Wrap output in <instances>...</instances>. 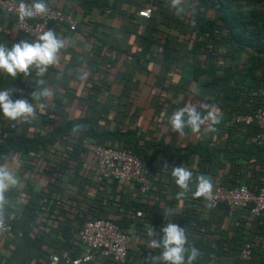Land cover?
<instances>
[{
  "label": "crops",
  "instance_id": "0c3cea01",
  "mask_svg": "<svg viewBox=\"0 0 264 264\" xmlns=\"http://www.w3.org/2000/svg\"><path fill=\"white\" fill-rule=\"evenodd\" d=\"M28 1L70 13L76 29L55 28L52 40H32L17 30L12 16L0 13V137L25 140L85 114L93 116L100 129L116 125L134 129L152 146L147 153L153 161L150 188L140 195L132 185L118 182L113 192L136 202L142 216L136 218L117 204L115 213L110 207L103 210L108 218L126 222V264H181L186 256L192 257V264L232 263L238 253L214 252L219 251L220 236L231 245L240 217L234 210L218 213L207 203L192 201L196 188L210 191L215 179L199 172L196 154L181 153L177 161L162 150L170 146L183 152L205 142L211 149L222 143L228 127L223 118L228 105L220 97L222 81L206 87L208 77L194 80L189 69L214 68L219 74L220 68L248 64L247 54L225 48L220 38H213L218 42L212 46L216 54H206L198 46L206 39L199 34L196 7L184 1L164 7L146 0H106L105 11L93 9L87 15L71 0ZM145 7H152L148 21L137 16ZM200 14L208 20L214 11L200 8ZM236 134L239 131L231 137ZM62 149L54 144L21 160L12 149L0 153V213L7 214L14 226L10 234L0 235V264H49L51 256L60 255L54 250L62 233L77 243V219L90 210L93 185L97 183L103 196L112 192V181L101 179L98 184L100 180L82 166L81 173L90 172L85 175L88 183L77 189L70 179L71 161L66 167L59 164L64 160ZM252 168L239 167L240 184L255 187L257 174ZM241 218L246 221L245 240L258 246L262 255L251 264H264V232L252 234L253 218L249 214ZM194 234L198 238H192ZM43 235L50 240L48 245L39 244ZM205 246L212 251L209 262L203 259ZM104 260L96 257L89 264H105Z\"/></svg>",
  "mask_w": 264,
  "mask_h": 264
},
{
  "label": "trees",
  "instance_id": "16d2710c",
  "mask_svg": "<svg viewBox=\"0 0 264 264\" xmlns=\"http://www.w3.org/2000/svg\"><path fill=\"white\" fill-rule=\"evenodd\" d=\"M16 1L32 2L28 0ZM71 1L83 11V15H87L93 9L103 12L108 8L106 0ZM167 4L169 3L160 0H155L152 3V5L164 7H167ZM200 8H212L214 11L213 18L204 20L203 16L200 14ZM195 12L196 22L199 26V34L206 39V42H201L198 46L203 47L204 50L207 51L206 54L210 56L216 54V49L212 46L218 42L214 43L213 38H220V42L225 48H228L229 50L231 48L237 53H246L248 56V64H244L240 68H220L219 74H216V69L214 68L198 67L189 69L190 72H192L190 74L191 78L194 80L200 75L208 77L209 80L204 83L206 87L213 88L215 83L219 80L222 81L220 97L224 102H227L228 105L223 117L225 119L224 121L228 123V127L224 132L225 139L221 144L215 146L216 148L213 147L210 149L205 142L204 144L198 143V145L186 148L183 152L173 150L170 146L166 147L162 152L173 155L177 161L180 160L179 157L181 153L196 154L199 157L200 162L199 172L207 175L209 174L214 179L217 178L220 185L228 188L242 185L239 183V167L242 165L252 166L254 174H257L254 184L255 187L244 186L252 192H255L259 187L264 186V142L256 138V135L259 132H264V129L259 130L254 125H232L230 124V118L234 114H250L263 103V99L259 96L258 91L260 88H264V0H198ZM140 19L148 21L150 20V17L147 19ZM20 33L27 37L22 32ZM53 37L54 30L48 39H43L41 41L47 42L52 40ZM224 55L225 53L222 54V56ZM258 71H261L260 75H255ZM236 102L241 103L239 106H236ZM92 103L94 104L95 102ZM97 103L98 102H96V104ZM89 109L93 111L96 110V107H90L89 105ZM100 113L101 111H99V114ZM104 115L105 114L102 115L103 119ZM221 124L223 125V123ZM238 131L240 135L236 134V136L232 138L231 133H236ZM252 137L255 138L254 141L251 139ZM83 138L92 140L102 146L129 150L134 156L143 162L145 174L149 179L148 174L153 161L148 160L147 153L148 151H151L148 149L152 146L147 142H143V138L140 135H136L135 130L129 127L120 128L116 125V127L111 129L97 128V122L94 117L86 114L82 118L72 122L53 124L50 129L45 130L42 134H34L25 140L13 138L2 139L0 137V153H5L12 149L18 153L21 160L24 159L26 155L37 154L41 148L45 149L46 147L50 148L54 146V144H61L63 148L61 155L64 156V160L60 161L59 164L64 167L71 161L73 165L70 167V169H72L70 179L75 183L77 189L81 190L83 189V186L88 183L85 175L91 172H80L81 164L87 159L84 151L80 147V140ZM155 148L156 147H153L152 150L156 151ZM90 174L100 180L98 184H101L102 180H104L92 172ZM112 182L114 183L111 187L112 192H110V195L105 196L97 190V183L93 185L95 188L94 199L90 205L89 212L85 215H80L81 218L77 219L78 225L75 229L76 234L85 221L96 219L111 221L119 230L123 231V226L126 223L125 221L110 219L103 212L104 208L110 207V212L112 211V213H115L116 210H113V204H117L122 210H125L136 217L135 213L139 211L137 209H140V207L136 202L127 199V196L124 197V193L118 192V194H114L113 189L118 182ZM130 188L133 192L137 191L136 185H132ZM196 189L198 190L201 188L198 187ZM191 197L193 198L192 201H195L197 204L203 202L206 203L204 200L198 198L195 195V192L191 193ZM30 206L32 211L35 210L33 204ZM210 207L214 212L218 213L226 214L229 211L224 204ZM234 211L240 218L236 220V224L233 228V241L230 245L228 244V242H230L229 240H221V237L223 236H220L218 244L219 251L216 250L214 252L216 255H223V253L229 251L234 252V254H239L244 245L249 244L247 243V240H245L243 234V231H245L244 223L246 221L241 218L248 214V208H238L234 209ZM0 214L5 217L6 221L11 226L10 234L14 226L12 222L9 221L7 214ZM130 221L131 220H129V222ZM131 222H133V220ZM250 224L252 225V234L261 235L264 232V221L260 218H253ZM196 235L198 234H194L192 238H198V236L195 237ZM68 239L67 233H62L61 242L58 243L59 246L54 251L57 254L66 253L69 258H74L80 254V248L77 243H74L73 241L69 242ZM49 241L50 240L44 235L39 237L38 240L40 245H48ZM249 247L250 256L247 261L240 260L238 256V258L234 259L232 263L251 264L255 256L262 257V255L259 254L258 246L250 243ZM206 248L207 246L202 249L204 254L203 259L209 262V254L212 251L207 250ZM185 258L186 259L181 264H192V257L186 256ZM128 259L129 249L127 250V257L124 264L128 262ZM104 261L105 264H115L110 259H105ZM221 263L226 262H219L216 264Z\"/></svg>",
  "mask_w": 264,
  "mask_h": 264
},
{
  "label": "built area",
  "instance_id": "2783aa9c",
  "mask_svg": "<svg viewBox=\"0 0 264 264\" xmlns=\"http://www.w3.org/2000/svg\"><path fill=\"white\" fill-rule=\"evenodd\" d=\"M152 4L155 0H146ZM167 3L186 2L191 8L198 5V0H160ZM152 7L142 8L137 16L147 19ZM0 13L12 16L19 32L32 40L48 39L55 28H63L69 32L76 29V22L71 14L63 12L43 2H18L16 0H0ZM262 105L250 114H234L230 118L232 125H254L264 129V88L259 89ZM259 140L264 142V132H260ZM80 147L87 161L81 166L107 181L136 185L137 193L145 195L150 188V181L145 174L143 162L127 149L102 146L92 140L83 138ZM216 185L210 191L198 189L195 195L210 206L224 204L229 210L248 208L252 218L264 221V186L252 192L244 185L224 187L215 179ZM141 217V212L135 213ZM11 226L0 214V235L9 234ZM80 254L69 258L66 253L51 256L49 264H89L94 258L110 259L115 264H124L127 257L129 235L118 229L108 220L85 221L76 234ZM250 256L249 244H245L239 253V259L247 261ZM232 264V263H221Z\"/></svg>",
  "mask_w": 264,
  "mask_h": 264
}]
</instances>
